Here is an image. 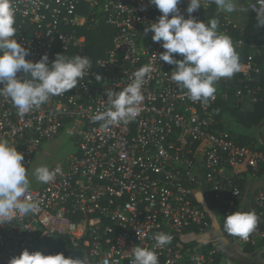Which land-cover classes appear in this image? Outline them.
Segmentation results:
<instances>
[{
    "label": "built area",
    "instance_id": "2783aa9c",
    "mask_svg": "<svg viewBox=\"0 0 264 264\" xmlns=\"http://www.w3.org/2000/svg\"><path fill=\"white\" fill-rule=\"evenodd\" d=\"M252 13L264 12V0H245ZM17 42L36 62L57 54L87 56L82 29L115 30L105 56L78 87L23 116L10 98L0 96V138L24 154L29 170L38 150L68 136L76 151L50 170L55 179L29 199L35 213H14L0 222V264L24 249L43 254L80 251L83 264H132L135 246L154 250L159 264H249L264 262V127L257 136L226 129L231 116H218L223 94L234 92L232 107L247 113L245 100L260 101L262 88L249 83L261 77L264 46L252 45L240 71L216 82L215 98L192 102L171 79L175 65L159 61L164 49L145 28L162 14L149 0H13ZM187 0L178 8L188 18ZM192 13L217 20L238 54L247 47L246 30L234 24L211 0ZM216 6L213 18L207 13ZM155 55L157 58H155ZM176 55V54H174ZM177 59H182L176 55ZM151 64L143 85L139 115L127 123L101 128L94 121L106 111V92L130 84L136 70ZM18 75H23L18 73ZM102 77L99 81L96 76ZM238 88L233 90V82ZM251 211L258 217L248 237L230 234L226 215ZM171 242L157 246L154 235ZM210 235V236H209ZM248 248L253 249L247 251Z\"/></svg>",
    "mask_w": 264,
    "mask_h": 264
},
{
    "label": "clouds",
    "instance_id": "9594fccd",
    "mask_svg": "<svg viewBox=\"0 0 264 264\" xmlns=\"http://www.w3.org/2000/svg\"><path fill=\"white\" fill-rule=\"evenodd\" d=\"M180 2L149 0L162 14L144 32L145 35L153 33L151 39L161 43L164 51L159 61L175 65L171 79L186 90L192 102L206 104L215 98L216 82L240 71V57L231 38L217 30V20L205 23L192 15L202 7L201 0H187L188 18L181 14ZM211 3L227 13L238 10L236 0H211ZM257 21L260 27L264 26V12L257 10ZM15 23L13 0H0V96L10 98L17 114L23 116L47 103L51 96H60L78 87L92 64L87 56L81 55L57 54L51 64L47 54L36 62L26 59L29 50L17 42ZM152 70L151 64L144 65L135 71L132 82L125 88L106 92L110 107L93 118L103 122V130L139 115L145 100L142 88ZM96 79L99 81L102 77L97 75ZM32 175L37 181L48 183L55 179L56 173L43 165L36 167ZM29 189L24 154L7 139L0 138V222L12 218L14 213L27 215L38 211V204L29 199ZM257 219L254 212L234 211L226 215L224 227L230 234L246 239L255 229ZM153 238L158 247L169 244L172 239L165 233H157ZM131 251L132 264H159L154 250L135 246ZM8 264H83V259L24 249L18 256L11 257ZM102 264L109 261L105 259Z\"/></svg>",
    "mask_w": 264,
    "mask_h": 264
},
{
    "label": "trees",
    "instance_id": "16d2710c",
    "mask_svg": "<svg viewBox=\"0 0 264 264\" xmlns=\"http://www.w3.org/2000/svg\"><path fill=\"white\" fill-rule=\"evenodd\" d=\"M215 10L216 6L207 13L206 18L208 20L213 18ZM79 34L85 35L87 38V57L90 60H96L98 58L104 57L105 51L111 47L115 30L111 28H102L99 30L82 29L81 31H79ZM254 35L255 34L251 35L246 33L244 39L247 47L243 49V51H241V53L239 54L240 63L246 60V56L249 54L251 44L254 43L264 45V34L261 35V38L259 40L257 39L260 34H257V39ZM261 59L262 58H258V61L260 62ZM232 85L233 90H236L238 88L236 81L233 82ZM249 86L254 89L259 86L262 88L260 101L257 104L253 105V109L251 111H248L245 114H240L238 111H236L232 107L234 92L229 91L223 94V98L220 99L218 105V116L220 118L225 115L234 117L237 120L239 126L248 130V132H251L253 130L256 131L257 129H261L262 127H264V73L261 77H257L254 82L249 83ZM248 132H244V134H247L246 136L249 138H255L257 136V132L255 136L250 135ZM252 250L253 249L251 248L247 249V251Z\"/></svg>",
    "mask_w": 264,
    "mask_h": 264
},
{
    "label": "rangeland",
    "instance_id": "374dc122",
    "mask_svg": "<svg viewBox=\"0 0 264 264\" xmlns=\"http://www.w3.org/2000/svg\"><path fill=\"white\" fill-rule=\"evenodd\" d=\"M226 129L244 134L248 130L239 126L237 120L233 117L227 125ZM250 135L255 136L256 131L248 132ZM76 151V146L72 139L68 136H62L53 143L43 145L36 153L34 160L28 170V178L30 180V190H37L43 183L37 181L32 175L34 169L39 166L46 165L49 169L55 165L63 162L68 156Z\"/></svg>",
    "mask_w": 264,
    "mask_h": 264
},
{
    "label": "crops",
    "instance_id": "0c3cea01",
    "mask_svg": "<svg viewBox=\"0 0 264 264\" xmlns=\"http://www.w3.org/2000/svg\"><path fill=\"white\" fill-rule=\"evenodd\" d=\"M237 2V6H238V10L233 12V13H227V16L229 17V19L236 25L245 28L246 33L248 34H255L254 36L256 37L257 34H260L258 39L256 37L257 40H259L261 38V35L264 34V26H259L258 21H257V17L252 13V11L249 8L248 3L245 0H236ZM254 45L251 44L250 47ZM260 46H264V45H260V44H255ZM251 49V48H250ZM261 65L264 68V57L261 59ZM245 107L248 111H251L253 109V105L251 104V102L246 99L245 100ZM210 236V235H209ZM253 256H251V258H248L249 264H261L256 260H253L252 258ZM262 264H264V262H262Z\"/></svg>",
    "mask_w": 264,
    "mask_h": 264
},
{
    "label": "water",
    "instance_id": "95a60500",
    "mask_svg": "<svg viewBox=\"0 0 264 264\" xmlns=\"http://www.w3.org/2000/svg\"><path fill=\"white\" fill-rule=\"evenodd\" d=\"M260 137L264 140V134L261 132ZM73 259H80L82 260V253L80 251H77L74 253Z\"/></svg>",
    "mask_w": 264,
    "mask_h": 264
}]
</instances>
